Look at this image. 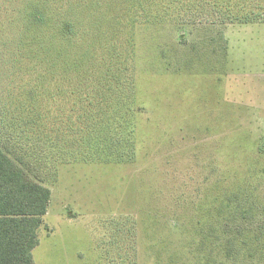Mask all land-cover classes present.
Wrapping results in <instances>:
<instances>
[{
    "label": "rangeland",
    "instance_id": "rangeland-1",
    "mask_svg": "<svg viewBox=\"0 0 264 264\" xmlns=\"http://www.w3.org/2000/svg\"><path fill=\"white\" fill-rule=\"evenodd\" d=\"M26 1L91 22L75 39L79 76H101L96 66L118 47L109 74L126 83L112 81L99 117L78 118L96 124L79 140L76 117L10 122L5 105H23L19 84L32 83L29 71L14 72L13 43L0 46L13 59L1 52L0 138L22 134L15 138L40 152L38 173L52 190L35 264H199L198 243L220 224L222 246L242 247L241 264H264V3L261 16L231 21L210 0H164L150 21L117 29L112 17L133 8L128 0ZM25 8L2 16L5 36L20 30ZM120 123L133 124L130 140Z\"/></svg>",
    "mask_w": 264,
    "mask_h": 264
},
{
    "label": "trees",
    "instance_id": "trees-1",
    "mask_svg": "<svg viewBox=\"0 0 264 264\" xmlns=\"http://www.w3.org/2000/svg\"><path fill=\"white\" fill-rule=\"evenodd\" d=\"M210 1H212V8L215 12H221V17L231 21L251 19L248 14L254 18L261 16L264 3V0ZM163 2L164 0H128V3L133 4V8L124 12H115L112 17L113 24L119 29L126 26L125 20L131 23L137 20L140 23L144 20L150 21L155 13L163 8ZM20 3H22L21 6ZM25 3L20 0H0V19L5 14L9 16L14 13L16 17L18 14L20 16V13L14 8L26 7L25 11H21L26 21L19 23L18 29L20 30L15 35L5 36V28H0V46L12 42L13 53L19 52L13 60L11 51L0 47V55L3 54L1 53L3 51L6 58L13 60L16 68V70L14 69L15 73L21 68L29 71L27 73L31 76L30 83H32L29 84V80H27L26 83L19 84L20 89L24 90L20 97L23 105L17 101L5 105L11 111L10 122H16L19 119L16 116L20 117L23 124L35 122V117L40 118L43 122L47 117L48 120L55 123L72 120L75 117L78 120L81 116L87 120L89 116L91 118L99 117L101 111L100 109L97 111L96 104L110 98L112 81L116 84L126 85L122 78L109 74L111 71L109 64L112 63L110 57L113 56L118 61L120 58L118 54L122 50L116 47L109 56L101 59L102 63L96 66L98 69H103L101 76L96 75L93 69L90 72L91 75L83 73L85 75L80 77L75 39L89 33L90 28L88 27L91 22L85 25L82 22L79 24L76 22L74 12L67 8L60 9L56 6L40 8L29 5L28 1ZM164 3L166 4V2ZM252 6L258 11L251 9ZM96 23L97 21L94 23L95 26H97ZM122 31L121 29L120 32ZM3 38H7L6 42L1 43ZM26 63L27 66H25ZM123 67L128 70L132 68V64L127 67L122 65V71H124ZM106 69L107 73L104 74ZM14 82L16 83V80ZM6 88L7 86H4V89ZM78 96L81 98V103H77ZM2 98L0 95V107H5L1 103L4 102ZM78 104L82 109L77 110ZM131 110L127 107L128 113ZM12 117H16V119ZM30 117L32 118L30 119ZM87 120H78L84 125L73 132L76 135L74 138L76 137L77 140L80 136L87 137L88 132L95 128L96 124H92L91 121L87 122ZM72 121L75 123V120ZM106 125L116 129L115 123L106 122ZM120 127L128 133L130 140L134 132L133 124L120 123ZM25 129L22 128V130ZM53 133L59 135V130L56 129ZM21 135L13 134L12 137L7 134L5 139L0 138V264H35L33 251L40 243L39 231L45 226V216L49 211L52 197L51 188L38 173L40 167L44 165L40 152H34V149L30 150L26 146L20 147L17 139ZM74 138L73 141L76 143ZM54 142L57 143V141ZM116 144L118 143L112 139L110 146ZM112 154V157H123L117 153ZM131 157L128 156V158ZM115 160L117 159L115 158ZM225 225L224 230L226 231L230 222ZM219 226L216 228L218 231L209 232L210 240L205 241V238H202L198 243V250L205 248L199 264H241L240 257L244 252L242 247H235L233 243L228 244V242L222 246L220 239L224 231ZM229 240L235 242L233 238ZM242 242L246 243V240L244 239ZM213 243H216V247H213ZM205 251L207 252L205 253ZM214 251L217 252L216 256H214ZM249 253L253 257L251 250ZM218 255H221L222 259L218 258Z\"/></svg>",
    "mask_w": 264,
    "mask_h": 264
}]
</instances>
